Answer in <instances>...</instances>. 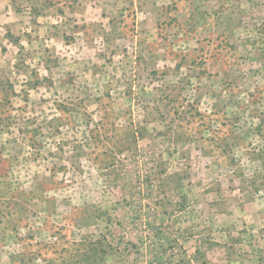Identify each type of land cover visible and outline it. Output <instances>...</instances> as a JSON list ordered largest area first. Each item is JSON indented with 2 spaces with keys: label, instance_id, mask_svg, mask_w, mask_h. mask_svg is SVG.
Masks as SVG:
<instances>
[{
  "label": "rangeland",
  "instance_id": "obj_1",
  "mask_svg": "<svg viewBox=\"0 0 264 264\" xmlns=\"http://www.w3.org/2000/svg\"><path fill=\"white\" fill-rule=\"evenodd\" d=\"M21 1L0 264H264V0Z\"/></svg>",
  "mask_w": 264,
  "mask_h": 264
},
{
  "label": "crops",
  "instance_id": "obj_2",
  "mask_svg": "<svg viewBox=\"0 0 264 264\" xmlns=\"http://www.w3.org/2000/svg\"><path fill=\"white\" fill-rule=\"evenodd\" d=\"M18 3L22 1L0 0V57L2 50L16 46L8 37H17L29 31L27 21L31 19L30 13L16 10Z\"/></svg>",
  "mask_w": 264,
  "mask_h": 264
},
{
  "label": "trees",
  "instance_id": "obj_3",
  "mask_svg": "<svg viewBox=\"0 0 264 264\" xmlns=\"http://www.w3.org/2000/svg\"><path fill=\"white\" fill-rule=\"evenodd\" d=\"M69 1H71V0H66L65 3L69 2ZM72 1L75 2L76 0H72ZM70 6H72V5H67V7H70Z\"/></svg>",
  "mask_w": 264,
  "mask_h": 264
}]
</instances>
